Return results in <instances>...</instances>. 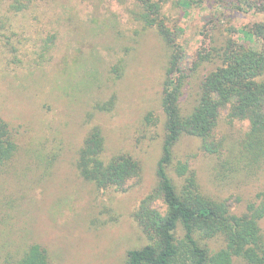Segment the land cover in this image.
I'll return each instance as SVG.
<instances>
[{"label": "rangeland", "instance_id": "rangeland-1", "mask_svg": "<svg viewBox=\"0 0 264 264\" xmlns=\"http://www.w3.org/2000/svg\"><path fill=\"white\" fill-rule=\"evenodd\" d=\"M151 1L160 5L168 25L181 28L178 41L188 66L197 50L205 55L228 26L239 41L259 46L242 29L264 15L238 8L239 0ZM140 9L138 0H0V117L18 142L15 157L0 168V249L37 242L47 250L49 264H125L127 250L148 242L133 211L157 183L167 48L153 27L137 26L133 13ZM45 44L50 45L46 51ZM119 58L124 70L113 79L110 68ZM214 65L203 63L199 75ZM195 89L193 84L185 90L186 111ZM111 95V111L93 109ZM150 111L154 118L146 123ZM94 125L102 129L105 155L126 152L140 162L139 175L124 191L97 188L75 167L77 151ZM246 125L228 123L224 115L219 120L232 143ZM199 145V139L184 135L174 156L188 159L206 191L228 197L240 209L264 188L261 172L256 180L221 185L213 160ZM169 173L174 175L172 169ZM261 224L264 230V220Z\"/></svg>", "mask_w": 264, "mask_h": 264}, {"label": "trees", "instance_id": "trees-1", "mask_svg": "<svg viewBox=\"0 0 264 264\" xmlns=\"http://www.w3.org/2000/svg\"><path fill=\"white\" fill-rule=\"evenodd\" d=\"M138 2L141 9L133 13V19L141 31L155 29L167 48V61L161 84L164 119L157 183L133 211L148 242L127 250L125 264H264V188L256 189L237 209L228 197L205 190L188 159L175 161L174 156V145L186 135L199 139L201 152L213 160L214 177L225 187L259 179L264 173V20L242 29L258 40V47L239 41L228 26L205 55L198 49L188 66L178 41L181 28L167 24L155 1ZM237 6L264 15V0H239ZM140 29L136 28L135 36ZM49 48L45 44L43 50ZM205 62L215 65L199 75ZM123 70L119 58L110 68L112 78H119ZM193 84L194 102L186 111L182 98ZM114 104L115 95H111L95 102L93 109L111 111ZM152 114L146 113V123L154 118ZM221 115L228 123L247 122L236 143L229 142L219 128ZM17 151L16 132L0 117V168ZM104 151L102 129L94 125L77 151L79 175L100 189L126 190L128 181L140 173L139 160L126 152L107 156ZM0 264H49V257L42 245L33 242L15 251L0 249Z\"/></svg>", "mask_w": 264, "mask_h": 264}]
</instances>
